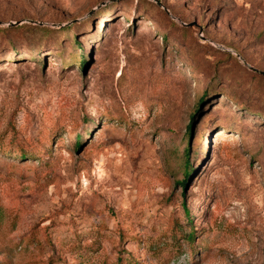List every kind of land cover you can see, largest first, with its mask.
I'll return each mask as SVG.
<instances>
[{
  "label": "rangeland",
  "instance_id": "374dc122",
  "mask_svg": "<svg viewBox=\"0 0 264 264\" xmlns=\"http://www.w3.org/2000/svg\"><path fill=\"white\" fill-rule=\"evenodd\" d=\"M260 72L264 0H0V264H264Z\"/></svg>",
  "mask_w": 264,
  "mask_h": 264
},
{
  "label": "trees",
  "instance_id": "16d2710c",
  "mask_svg": "<svg viewBox=\"0 0 264 264\" xmlns=\"http://www.w3.org/2000/svg\"><path fill=\"white\" fill-rule=\"evenodd\" d=\"M74 43H75V46H79L78 43H77V40L74 38ZM84 65V61L82 60L81 61V64L80 66L82 67ZM192 127V126H191ZM191 127H190V130H191ZM79 142V141H78ZM183 158H184V161H183V173H184V180L181 182V185L185 186L186 185V182L188 180V178L190 177V175L192 174L191 172H193L192 168L190 167V161H189V158H190V152H189V147L187 146L184 150V153H183ZM179 184V182H177ZM173 234V239H175V242H177L175 245L174 243L171 245V251L173 250H179L180 249V245L178 244L180 240H193L194 238V235L193 233L191 234V232H189L188 234H182L181 232H172ZM183 235L182 238H177L176 235ZM172 253V252H171Z\"/></svg>",
  "mask_w": 264,
  "mask_h": 264
},
{
  "label": "water",
  "instance_id": "95a60500",
  "mask_svg": "<svg viewBox=\"0 0 264 264\" xmlns=\"http://www.w3.org/2000/svg\"><path fill=\"white\" fill-rule=\"evenodd\" d=\"M157 4H158L159 6H161L162 9L165 10L167 13H169L168 10H167L166 8H164L160 2H157ZM184 26H188V25H184ZM250 69H251L252 71H254V72H258L257 70H255V69H253V68H250ZM260 74H262V75L264 76V73H263V72H260Z\"/></svg>",
  "mask_w": 264,
  "mask_h": 264
}]
</instances>
